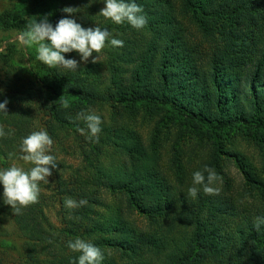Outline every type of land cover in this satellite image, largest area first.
I'll return each mask as SVG.
<instances>
[{
    "label": "trees",
    "instance_id": "trees-1",
    "mask_svg": "<svg viewBox=\"0 0 264 264\" xmlns=\"http://www.w3.org/2000/svg\"><path fill=\"white\" fill-rule=\"evenodd\" d=\"M76 1L95 0H5L0 30L21 33L44 16L55 27ZM135 3L147 17L143 29L104 17V62L71 71L45 65L33 49L25 56L35 65L16 49L0 53V103L9 100L0 125L10 133L0 138V170L32 166L21 158L32 132L53 141L74 134L86 147L69 182L59 175L65 163L52 172L62 227L42 192L13 215L0 185V249L23 264H73L79 253L67 245L79 237L102 250V264H264V225L253 227L264 217V0ZM82 111L101 117L98 143L77 131L86 128L75 120ZM140 119L153 124L148 136ZM230 164L242 186L226 178L219 189ZM205 166L215 169L219 192L192 198L193 173ZM66 198L88 203L68 209ZM11 224L22 247L4 233Z\"/></svg>",
    "mask_w": 264,
    "mask_h": 264
},
{
    "label": "clouds",
    "instance_id": "clouds-1",
    "mask_svg": "<svg viewBox=\"0 0 264 264\" xmlns=\"http://www.w3.org/2000/svg\"><path fill=\"white\" fill-rule=\"evenodd\" d=\"M105 7L99 13L110 19L117 25L127 22L133 28L140 30L147 24V17L143 14V8L135 3V0H104ZM68 17H73L78 12L77 8L65 7L62 9ZM110 33L107 29L84 28L73 18H61L55 27L49 22L47 16L39 19H29L26 29L18 36L19 42L25 47L37 46V59L45 65L55 68L62 67L66 70L76 71L80 68L81 62H88L93 53L99 54L109 41ZM123 41L112 38L110 44L114 47H123ZM76 52L80 61L66 59L65 54ZM98 57L92 60L96 63ZM0 89V93H2ZM8 99L0 103V113L8 115ZM69 104L65 101L63 108L67 109ZM76 121L82 120L86 128L78 127L81 135L94 142H99V134L102 131V120L99 115L92 112L77 113ZM75 122V121H73ZM6 133L0 125V138ZM54 141L46 131L32 132L22 140L21 158L33 165L28 170L21 167L11 166L0 170V185L3 186L4 203L11 207L13 215H21L22 210L30 205L39 203L41 189L40 182L48 183V177L52 175L51 169L57 167L56 158L50 155ZM205 173L207 175H205ZM219 179L215 169L205 166L202 171L193 173V186L188 189V194L196 198L198 193L203 191L207 195H217L219 190L212 185ZM65 207L76 209L87 205V200L79 201L66 198ZM264 225V217L255 218L253 227L259 231ZM68 248L79 253L78 259L73 264H102L104 254L102 250L93 243L77 237L68 242Z\"/></svg>",
    "mask_w": 264,
    "mask_h": 264
},
{
    "label": "rangeland",
    "instance_id": "rangeland-1",
    "mask_svg": "<svg viewBox=\"0 0 264 264\" xmlns=\"http://www.w3.org/2000/svg\"><path fill=\"white\" fill-rule=\"evenodd\" d=\"M5 7V0H0V11ZM65 7H73L77 8L78 12L73 17L67 18H73L76 20L77 23L81 24L84 28H95L96 26L100 27L102 29V24L104 20V17L100 15L101 9L105 7L104 1L102 0H95V1H89L86 3H82L79 1L72 2L68 4ZM20 32L17 31H3L0 30V53L6 55L8 53V49H16L17 51V57L20 59H24V62L28 61V65H35V60H30V56L25 54H28L29 49H33L36 52L37 46L32 47H25L23 46L18 39ZM15 45L14 47H10V45ZM107 46H109V42H106L105 48L101 51L99 54L93 53V56L89 58L88 62L80 63V68L87 66L89 64H92V60L98 57L96 63L98 62H104L107 59ZM66 59H75L78 62L80 61V56L76 52L67 53L65 54ZM49 68V67H48ZM51 71V70H50ZM51 74V73H49ZM140 121H143L140 119ZM141 125L140 128L143 129L146 136L149 135L151 129L153 128V124H149V121L147 122H139ZM59 141H54L52 146V151L48 154L53 155L56 158V161H61L63 164L68 167V169L61 171L60 170V176H63L62 173L65 171V176L68 177L71 176V172L77 169L81 163H82V151H85L86 147L84 143L74 142L76 141V136L74 134H71L70 136H61L59 138ZM86 141V140H84ZM82 145L83 148L80 146ZM240 148L244 151V153L249 154L253 159L256 158V152L254 149L249 147L246 143H241ZM19 165V167L28 170L30 167L27 165ZM33 166V165H32ZM31 166V167H32ZM55 169H51L53 172ZM225 175L222 176V178L219 179L218 182V188L221 189L222 186L225 183L226 178L233 179L237 187H241L243 183V177L240 173V171L235 167V165L230 164L229 168L225 170ZM73 179L70 177L66 181H70ZM67 182V184H68ZM61 183V182H60ZM60 183L58 185L60 186ZM41 192L46 197V200H48V208L47 213L50 216L51 220L55 225L58 227H62L61 224V214H60V208L58 204L59 197L57 195V183H56V177L52 173L50 177H48V183L40 182L39 184ZM138 221L140 219H137ZM7 235H9V239L14 241L19 247H22L21 239L19 237V234L16 230V228L11 224L6 227V231L4 232ZM0 235H2L0 233ZM0 259L3 260V264H23L22 260L19 258V255L15 253L14 251H3L0 249Z\"/></svg>",
    "mask_w": 264,
    "mask_h": 264
}]
</instances>
